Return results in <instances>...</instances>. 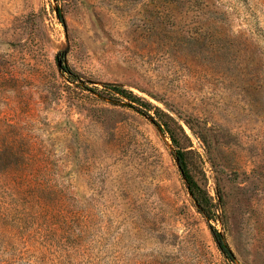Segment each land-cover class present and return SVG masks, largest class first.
<instances>
[{"label": "rangeland", "instance_id": "rangeland-1", "mask_svg": "<svg viewBox=\"0 0 264 264\" xmlns=\"http://www.w3.org/2000/svg\"><path fill=\"white\" fill-rule=\"evenodd\" d=\"M0 264H264V0H0Z\"/></svg>", "mask_w": 264, "mask_h": 264}, {"label": "trees", "instance_id": "trees-1", "mask_svg": "<svg viewBox=\"0 0 264 264\" xmlns=\"http://www.w3.org/2000/svg\"><path fill=\"white\" fill-rule=\"evenodd\" d=\"M159 126L165 130L167 133L170 134L171 138L175 141V138H173V134L168 126V124L166 123H160ZM177 153L178 155L181 157V155L183 154L181 148L179 146H177ZM182 170L186 173V176L188 177V181H189V187L190 190L192 192V195L194 197V200L197 204V206L199 207V209L201 210V212H203L206 216L211 217V214H214V209L216 207V205L214 204V202L212 201V199H208L206 192H204L200 186H198V184L196 183V181L194 180L193 176L191 175V173L186 170L184 167H182ZM208 213V215H207ZM215 237H216V241L218 242V244L220 245V247L222 249L224 248V244L223 241L221 239V236L218 232H215Z\"/></svg>", "mask_w": 264, "mask_h": 264}]
</instances>
